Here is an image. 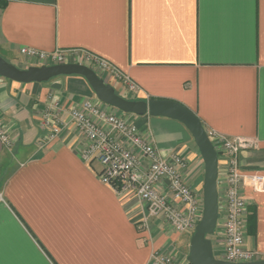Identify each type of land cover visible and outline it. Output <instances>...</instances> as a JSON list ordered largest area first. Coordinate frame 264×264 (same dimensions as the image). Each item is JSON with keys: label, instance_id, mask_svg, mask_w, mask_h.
<instances>
[{"label": "crops", "instance_id": "crops-1", "mask_svg": "<svg viewBox=\"0 0 264 264\" xmlns=\"http://www.w3.org/2000/svg\"><path fill=\"white\" fill-rule=\"evenodd\" d=\"M22 48L107 62L137 88L130 92L111 73L95 71L121 98L175 102L205 132L255 142L240 156L242 173L264 175V0H0V57L20 70L37 67ZM86 100L100 103L80 76L30 84L0 77V120L14 141L11 149L0 142V264H150L155 252L189 264L193 234L158 219L144 226L141 204L117 196L100 182V166L81 160L84 141L73 127L43 141L49 104L66 111ZM100 104L135 124L162 157L183 158L184 180L202 197L204 163L183 125ZM61 119L68 120L64 112ZM223 168L219 157V215ZM241 196L244 249L262 261L264 193L246 187ZM207 238L222 260L220 221Z\"/></svg>", "mask_w": 264, "mask_h": 264}, {"label": "built area", "instance_id": "built-area-1", "mask_svg": "<svg viewBox=\"0 0 264 264\" xmlns=\"http://www.w3.org/2000/svg\"><path fill=\"white\" fill-rule=\"evenodd\" d=\"M19 54L37 67L78 64L94 73L100 70L109 72L128 91L137 89L107 62L88 54L44 53L27 48L20 49ZM63 112L68 117L66 122L61 119ZM40 126L46 133L43 139L46 142L57 138L63 128L73 127L84 141L80 150L81 160L89 165L97 163L100 182L117 196L135 198L141 204L144 226L149 219H158L176 233L195 232L202 218L203 199L195 195L184 180L187 162L173 153L162 157L157 146L145 140L135 124L103 110L100 103L86 100L66 111L56 103L49 104L43 112ZM206 135L218 158L224 161L225 188L220 207L223 213L219 215L218 212L217 220L221 222L223 231L222 261L232 264L257 261L256 251L244 249L246 202L241 192L249 187L264 193V175L242 173L240 160L243 152L257 146L249 139L228 138L213 131H207ZM0 142L7 149H11L14 143L2 120ZM162 182L167 183L165 192L161 189ZM150 264L179 263L169 255L155 252L151 255Z\"/></svg>", "mask_w": 264, "mask_h": 264}, {"label": "water", "instance_id": "water-1", "mask_svg": "<svg viewBox=\"0 0 264 264\" xmlns=\"http://www.w3.org/2000/svg\"><path fill=\"white\" fill-rule=\"evenodd\" d=\"M60 76H80L86 80L96 99L123 114L138 117L149 115L179 122L191 135L204 163L202 188L203 212L190 240L189 264H232L217 260L213 256L211 241L218 220V154L212 147L199 119L182 105L171 101H128L118 96L114 89L106 85L97 75L83 65L67 64L58 66L29 67L20 70L0 57V77L19 83H44ZM241 264H264L254 261Z\"/></svg>", "mask_w": 264, "mask_h": 264}, {"label": "rangeland", "instance_id": "rangeland-1", "mask_svg": "<svg viewBox=\"0 0 264 264\" xmlns=\"http://www.w3.org/2000/svg\"><path fill=\"white\" fill-rule=\"evenodd\" d=\"M17 67H18V64H17Z\"/></svg>", "mask_w": 264, "mask_h": 264}]
</instances>
